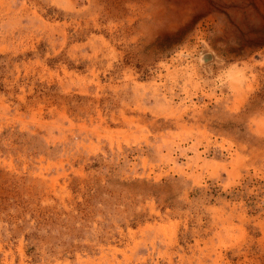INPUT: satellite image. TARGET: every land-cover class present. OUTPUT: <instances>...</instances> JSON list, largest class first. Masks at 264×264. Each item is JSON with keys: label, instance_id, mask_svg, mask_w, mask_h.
Here are the masks:
<instances>
[{"label": "rangeland", "instance_id": "374dc122", "mask_svg": "<svg viewBox=\"0 0 264 264\" xmlns=\"http://www.w3.org/2000/svg\"><path fill=\"white\" fill-rule=\"evenodd\" d=\"M0 264H264V0H0Z\"/></svg>", "mask_w": 264, "mask_h": 264}]
</instances>
